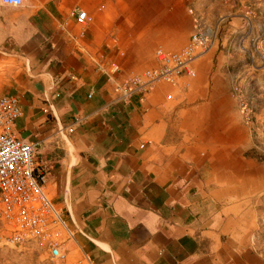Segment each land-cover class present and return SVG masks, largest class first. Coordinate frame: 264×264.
Segmentation results:
<instances>
[{"label":"crops","instance_id":"obj_1","mask_svg":"<svg viewBox=\"0 0 264 264\" xmlns=\"http://www.w3.org/2000/svg\"><path fill=\"white\" fill-rule=\"evenodd\" d=\"M189 7L236 23L229 0H0V95L19 99L17 136L42 143L47 192L78 228L63 264H264V159L217 50L143 102L97 71L183 49Z\"/></svg>","mask_w":264,"mask_h":264},{"label":"built area","instance_id":"obj_2","mask_svg":"<svg viewBox=\"0 0 264 264\" xmlns=\"http://www.w3.org/2000/svg\"><path fill=\"white\" fill-rule=\"evenodd\" d=\"M2 1L21 6L24 0L17 4ZM188 11L194 18L188 44L175 52L159 48L155 53L156 67L131 72L118 63L97 66V71L111 84L117 101L129 103L138 98L143 102L161 84L178 85L185 78H195L197 62L213 50L224 49V37L232 25L230 16H220L209 25L194 7H189ZM77 20L85 25L89 20L87 13L80 11ZM94 94L91 90L88 98L92 99ZM232 96L246 123L252 121V110L239 86L234 88ZM22 116L17 97L0 95V235L7 245L36 247L51 260H63L65 246L74 239L78 228L69 226L61 208L47 192L48 179L37 158L42 143H31L17 136V123ZM80 123L81 120L76 119L64 129L74 133Z\"/></svg>","mask_w":264,"mask_h":264},{"label":"rangeland","instance_id":"obj_3","mask_svg":"<svg viewBox=\"0 0 264 264\" xmlns=\"http://www.w3.org/2000/svg\"><path fill=\"white\" fill-rule=\"evenodd\" d=\"M229 1L235 5L232 12L236 13V23L231 25L235 31L224 37V49L217 50L218 62L228 69L231 93L239 86L252 110L253 119L249 123L242 116L252 129L254 154L264 159V0ZM0 264H63V261L51 260L36 247L7 245L0 235Z\"/></svg>","mask_w":264,"mask_h":264},{"label":"clouds","instance_id":"obj_4","mask_svg":"<svg viewBox=\"0 0 264 264\" xmlns=\"http://www.w3.org/2000/svg\"><path fill=\"white\" fill-rule=\"evenodd\" d=\"M11 2H12L13 4H17V3H19V0H11Z\"/></svg>","mask_w":264,"mask_h":264}]
</instances>
